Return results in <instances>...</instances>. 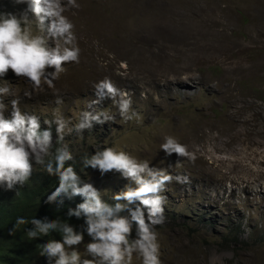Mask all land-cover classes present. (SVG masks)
<instances>
[{
    "label": "rangeland",
    "instance_id": "obj_1",
    "mask_svg": "<svg viewBox=\"0 0 264 264\" xmlns=\"http://www.w3.org/2000/svg\"><path fill=\"white\" fill-rule=\"evenodd\" d=\"M75 3L62 15L73 25L78 60L62 64L51 87L42 81L33 88L9 70L0 77L11 92L4 103L18 98L20 111L36 115L41 129L54 113L68 127L82 111L114 117L62 141L53 125L51 151L66 144L76 158L114 147L171 177L161 192L164 220L154 226L161 264H264V0ZM24 9L0 0L2 12ZM31 27L36 34L34 18ZM104 80L127 94L136 116L121 118L116 98L107 95L92 103ZM166 136L192 158L165 155ZM84 182L108 204L126 184L134 187L117 172L95 169ZM88 241L76 246L82 255ZM131 264L140 260L134 255Z\"/></svg>",
    "mask_w": 264,
    "mask_h": 264
},
{
    "label": "clouds",
    "instance_id": "obj_2",
    "mask_svg": "<svg viewBox=\"0 0 264 264\" xmlns=\"http://www.w3.org/2000/svg\"><path fill=\"white\" fill-rule=\"evenodd\" d=\"M14 2L25 5L19 15L0 11V77L11 70L16 77L25 78L33 88H39L42 81L51 87L53 80L64 71L62 64L78 60L79 49L74 46L75 37L71 31L73 25L62 15L66 7L78 5L75 0ZM33 18L36 34L31 27ZM49 40L58 41L61 46L52 47ZM96 94L98 99L93 104L107 95L116 98L114 103L121 118L130 120L136 116L135 112L129 111L130 98L111 82L98 83ZM10 95L7 86L0 87V188L11 190L14 186H22L31 176L35 163L57 179L55 187L45 197L47 202L56 200L60 203L63 198L74 196L81 198V202L68 208L65 214L78 220L82 218L83 223L75 229L69 223L47 217H33L28 221L32 226L26 230L29 239L50 232L60 234L59 240H47L40 248L46 264H131L134 255L140 264H161L154 226L164 220L161 192L171 177L163 170L150 167L147 161H137L114 147H105L82 157L84 168L95 169L101 175L117 172L134 185L126 184L123 190L113 194L115 202L108 204L101 198V191L84 182L68 163L73 156L66 144L56 148L54 153L51 151L52 126H55L56 139L62 141L67 133H82L93 123L102 124L114 117L103 111H82L78 122L68 127L70 121L54 113L52 120H45L47 126L41 129L36 115L20 111L18 98L9 100L7 105L4 103V98ZM56 103H61L59 98ZM5 111L9 112L7 116ZM160 150L165 155L174 153L192 158L185 145L171 136L164 138ZM25 223L23 217H17L14 227ZM133 229L135 237L130 239ZM85 235L89 241L84 245L82 255L76 246L82 243Z\"/></svg>",
    "mask_w": 264,
    "mask_h": 264
},
{
    "label": "trees",
    "instance_id": "obj_3",
    "mask_svg": "<svg viewBox=\"0 0 264 264\" xmlns=\"http://www.w3.org/2000/svg\"><path fill=\"white\" fill-rule=\"evenodd\" d=\"M87 154L73 157V160L68 162L83 181L92 170L84 168L81 164V158L89 156ZM56 183L55 175H49L42 168L33 169L31 176L22 186H14L11 190L0 188V264H46L45 257L40 255V248L47 240H59L60 234L50 232L29 239L26 230L32 227L28 221L33 217L58 219L71 224L74 229L83 223L82 218L78 220L65 215L68 208H74L81 202L79 196L63 198L60 203L56 200L46 201L45 197ZM17 217H23L26 223L14 227ZM87 239L89 238L85 235L82 243ZM233 241L235 240L232 239Z\"/></svg>",
    "mask_w": 264,
    "mask_h": 264
},
{
    "label": "bare ground",
    "instance_id": "obj_4",
    "mask_svg": "<svg viewBox=\"0 0 264 264\" xmlns=\"http://www.w3.org/2000/svg\"><path fill=\"white\" fill-rule=\"evenodd\" d=\"M259 1H260V0H258V3H257V4H259ZM260 5H261V4H260ZM260 5H259V6H260ZM263 7H264V6H263ZM258 8H259V7H258ZM258 10H259V9H258ZM262 11H263V10H262ZM262 17H263V12H262ZM262 19H263V18H262ZM262 19H261V21H263ZM122 35H123V34H122ZM117 47H118V46H117ZM115 74H116V73H115ZM113 76H114V75H113ZM115 76H116V75H115ZM95 77H96V76H95ZM120 78H121V77H120ZM97 79H98V78H97ZM100 79H101V78H100ZM115 79H116V78H115ZM123 80H124V79H123ZM112 81H113V80H112ZM119 81H121V80H119ZM100 82H101V81H100ZM120 84H121V82H120ZM257 112H258V111H257ZM245 119H246V118H245ZM236 120H237V118H236ZM239 121H240V120H239ZM241 121H242V120H241ZM246 121H247V120H246ZM251 121H252V120H251ZM253 121H254V120H253ZM243 123H244V122H243ZM249 124H250V123H249ZM241 125H242V124H241ZM245 126H246V125H245ZM251 126H252V125H251ZM240 127H241V126H240ZM247 127H248V126H247ZM255 127H257L256 124H255ZM241 128H242V127H241ZM243 128H245V127H243ZM243 128H242V129H243ZM256 129H257V128H256ZM245 130H246V129H245ZM224 132H225V131H224ZM240 132H241V131H240ZM242 132H243V131H242ZM221 133H222V132H221ZM230 133H231V132H230ZM247 133H248V132H247ZM253 133H254V132H253ZM256 133H257V132H256ZM225 134H226V133H225ZM236 134H237V133H236ZM243 134H244V133H243ZM239 135H240V134H239ZM235 136H236V135H235ZM249 136H250V135H249ZM253 136H254V135H253ZM240 138H241V137H240ZM242 140H243V139H242ZM240 141H241V140H240ZM226 142H227V141H226ZM246 142H247V141H246ZM260 145H261V144H260ZM262 174H263V173H262ZM256 175H257V174H256ZM256 175H255V176H256ZM263 175H264V174H263ZM258 176H259V175H258ZM257 178H258V177H257Z\"/></svg>",
    "mask_w": 264,
    "mask_h": 264
}]
</instances>
